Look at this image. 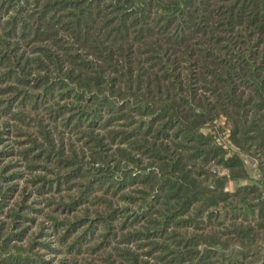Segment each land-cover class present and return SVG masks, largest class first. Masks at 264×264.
Returning <instances> with one entry per match:
<instances>
[{
    "label": "trees",
    "instance_id": "trees-1",
    "mask_svg": "<svg viewBox=\"0 0 264 264\" xmlns=\"http://www.w3.org/2000/svg\"><path fill=\"white\" fill-rule=\"evenodd\" d=\"M0 118V264L55 250L17 244L21 164L81 264H264V0H0Z\"/></svg>",
    "mask_w": 264,
    "mask_h": 264
},
{
    "label": "rangeland",
    "instance_id": "rangeland-1",
    "mask_svg": "<svg viewBox=\"0 0 264 264\" xmlns=\"http://www.w3.org/2000/svg\"><path fill=\"white\" fill-rule=\"evenodd\" d=\"M4 119L0 118V130L2 129V122ZM219 124V123H218ZM59 129V128H58ZM61 131V130H60ZM21 138V137H20ZM20 138H17L19 140ZM24 138V137H22ZM223 140L226 144L233 146L227 136H223ZM5 149H12V153L10 155L4 154L0 157V168L7 163H15L20 161L17 154H14V150L17 149V146L14 142V137L10 136V133L7 135H3L2 140L0 141V151H3ZM239 157L242 159L244 163V167L247 170L248 175L252 180L259 179L260 176L258 175L254 162L245 154L239 153ZM21 169L23 170V174L21 178L18 179H12L8 180L7 182H3L4 186H15V188L10 192L9 198L7 199V206L9 207H17L19 205V202H21V199L23 198L24 194H28V201L29 204L34 207L32 209H28L27 218H24L20 222V227L25 228V233L23 235V238L21 241L17 242V244L22 245L23 247H26L30 242H48L52 245V247L55 248V250H48L47 248L42 247L38 243H34L33 245V251H36L41 259L43 260L44 264H61L62 260L65 261L63 264H70V258L73 256L78 261L79 264L83 263L85 260L94 259L95 257L92 254H89V251H83L82 253H79L76 255L75 252H67L66 249L58 243L56 240L55 234L52 232L51 228V219L50 216H55L60 219L67 217L70 218L72 213H65L63 211H54L53 205L48 206L46 205L45 198H51L55 201H58L61 199V196H63V199H66L68 195H74V191L68 190L63 185L60 187L59 190H53V192L44 193L43 195H37L35 193H32V188L29 180L32 177L30 172L23 169V165L21 164ZM10 171H7V174ZM35 174H38L40 171H34ZM264 182V180H263ZM263 183H260L259 186L261 188ZM25 187V191L23 188ZM228 188L230 190L233 189V183L228 184ZM34 208V209H33ZM6 211V210H5ZM4 211V212H5ZM77 216H82L81 210H76ZM2 213L0 215L1 220L4 221V223L10 222V218L5 215V213ZM89 244V243H88ZM84 248V247H83ZM85 258V259H84Z\"/></svg>",
    "mask_w": 264,
    "mask_h": 264
},
{
    "label": "built area",
    "instance_id": "built-area-1",
    "mask_svg": "<svg viewBox=\"0 0 264 264\" xmlns=\"http://www.w3.org/2000/svg\"><path fill=\"white\" fill-rule=\"evenodd\" d=\"M261 191H262V194L264 195V182H263V184L261 186Z\"/></svg>",
    "mask_w": 264,
    "mask_h": 264
}]
</instances>
